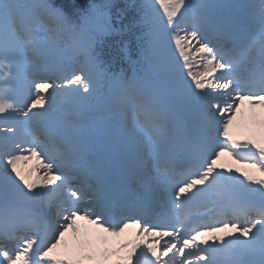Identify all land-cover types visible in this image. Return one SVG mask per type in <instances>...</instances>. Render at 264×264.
Wrapping results in <instances>:
<instances>
[{"label": "snow or ice", "instance_id": "6c2138e0", "mask_svg": "<svg viewBox=\"0 0 264 264\" xmlns=\"http://www.w3.org/2000/svg\"><path fill=\"white\" fill-rule=\"evenodd\" d=\"M113 8L0 0V264H264V0Z\"/></svg>", "mask_w": 264, "mask_h": 264}, {"label": "bare ground", "instance_id": "6f19581e", "mask_svg": "<svg viewBox=\"0 0 264 264\" xmlns=\"http://www.w3.org/2000/svg\"><path fill=\"white\" fill-rule=\"evenodd\" d=\"M262 121H264V110L259 108L253 110L245 105L242 108L241 113L237 115V118L234 121L235 124H233L232 131L238 138L249 135H255L259 137L260 133L264 131V129H262L261 127ZM108 131V127L103 121H99L96 127L89 130L90 134L93 135H104L107 134ZM231 162L232 160H230L228 157H223L221 160V163L226 167L236 169L237 167L232 165ZM78 229L79 237H77L75 233L70 232L63 241V243L67 244V248L65 250L60 249V253L57 256H62L68 249H80L82 242L88 240H91L94 245H99V235L92 226L87 225L84 222H78ZM87 235L92 238L90 239ZM108 243L110 244V246L114 245L115 238L109 237Z\"/></svg>", "mask_w": 264, "mask_h": 264}, {"label": "trees", "instance_id": "16d2710c", "mask_svg": "<svg viewBox=\"0 0 264 264\" xmlns=\"http://www.w3.org/2000/svg\"><path fill=\"white\" fill-rule=\"evenodd\" d=\"M59 2L69 14H76L88 10L91 5H102L105 3L114 5L113 11L115 12L124 8L125 5L132 3L133 0H59ZM136 2L139 3V0H136ZM130 39L127 33L122 36L113 37L112 40L105 45L106 53H114L120 41H128ZM124 64L125 61H118L116 67L124 66Z\"/></svg>", "mask_w": 264, "mask_h": 264}, {"label": "rangeland", "instance_id": "374dc122", "mask_svg": "<svg viewBox=\"0 0 264 264\" xmlns=\"http://www.w3.org/2000/svg\"><path fill=\"white\" fill-rule=\"evenodd\" d=\"M243 2H244V0H243ZM235 124V123H234ZM239 167V165H237L236 164V167ZM237 167V168H238ZM241 171L243 172V171H248V172H250L251 174H253L254 176H257L258 177V174H256L253 170H251V169H241ZM89 233V232H88ZM128 235V234H131L130 232H128V231H126L125 233H124V235ZM88 236V235H87ZM88 237H90V236H88Z\"/></svg>", "mask_w": 264, "mask_h": 264}]
</instances>
